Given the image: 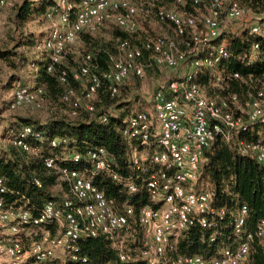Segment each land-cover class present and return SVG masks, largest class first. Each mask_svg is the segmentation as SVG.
<instances>
[{"label": "built area", "instance_id": "2783aa9c", "mask_svg": "<svg viewBox=\"0 0 264 264\" xmlns=\"http://www.w3.org/2000/svg\"><path fill=\"white\" fill-rule=\"evenodd\" d=\"M49 1L52 5L43 18L50 27L37 45L38 50L48 56L47 72L64 59L67 47L74 45L82 33L94 34L108 24L128 33L138 29V8L132 0ZM186 1L174 0L181 9L160 8L156 13L158 21L172 26L180 38L189 34V41H182V47L161 36L143 42L140 47L122 41L117 45V54L110 57V68L100 75L91 74L92 58L87 54L80 69L73 74L76 81L88 78L82 96L70 90L63 98L68 101L69 95L74 96L72 117H77L81 108L91 116L93 101L103 81L108 83L113 97L131 76L143 77L144 51L148 52V65L158 68L177 70L190 61L192 71L157 91L150 109L135 112L124 121L121 134L129 146L132 170L148 172V166L156 167L145 180L150 203L135 214L130 204L115 205L92 183L90 175L94 172H105L112 180L120 181L110 170L103 148L90 149L85 154L92 167L91 173L58 166L53 157L44 158L45 167L54 170L67 184L69 197L60 204L46 202L33 216L23 206H6L2 197L5 189L0 179V264H41L55 259L58 251L74 262L78 259L76 243L81 238H105L115 251L117 261L123 264L139 260L147 264H243L249 258L254 237L264 247V220H261L253 235L247 234L235 248L223 249L217 258L192 256L171 260L168 257L183 231L194 225L202 229L211 227L207 216L215 213L213 192L197 191L196 186L204 154L218 137L235 142L242 155L264 164V145L236 142L234 138L247 124H264V92L258 91L239 114H234L230 104L236 102L235 97L229 103L223 98L207 96L193 80L194 69H211L229 58L223 47L208 50L220 34L222 12L228 21H236L243 18L246 11L236 1L208 0L202 15H190L182 9ZM192 3L197 6L202 1L192 0ZM5 6L6 0H0V10ZM250 33L264 36V17L250 26ZM233 77L238 78V75ZM65 79L63 72L61 81ZM212 86L221 88V78L218 77ZM43 101V87L19 88L12 96L9 109L20 106L40 109ZM30 133V128H24L10 143L23 152L36 153L37 150L25 141ZM55 145L56 142H52V146ZM82 159L77 153L69 157L73 163ZM125 183L130 193L137 192L134 181L126 180ZM35 185L40 186L38 180ZM246 213V207H242L235 220L236 233ZM128 241L137 253L132 254L127 249Z\"/></svg>", "mask_w": 264, "mask_h": 264}, {"label": "trees", "instance_id": "16d2710c", "mask_svg": "<svg viewBox=\"0 0 264 264\" xmlns=\"http://www.w3.org/2000/svg\"><path fill=\"white\" fill-rule=\"evenodd\" d=\"M71 1L79 2V0ZM169 1L173 2L174 7L166 8L163 5L156 7V11L160 8L181 9L174 0ZM201 1L202 4L194 6L192 0H187L182 9L187 14L197 15V10L200 8L205 10L204 5L208 2V0ZM232 1H236L246 11V14L261 16V18L249 23L247 28L234 34L221 30L218 38L211 42L208 50L215 51L216 48L223 47L229 53V58L211 69L204 67L194 69L193 80L202 89L208 90L207 96L213 97L215 92L208 87L220 77L222 89L217 92L219 98L231 103L232 97L241 101L242 96H246L248 102L258 92L257 89L251 88L252 83L264 78V36L250 33V26L259 23L264 17V0ZM132 3H134L133 0ZM51 5L52 2L49 0H22L14 7L13 31H22L28 22L42 17ZM222 17H225L223 12L220 22ZM112 26L115 31L112 32L111 41L98 42L90 33L80 34L77 40L86 46L87 53L92 58L91 74L100 75L110 68V57L117 54V45L120 42L127 41L133 46L140 47L143 42L147 41L137 34V30L128 33L116 25ZM165 38L171 40L168 37ZM34 39V34H25L17 39L16 46L14 45L13 48H0V60L6 61L16 70H24L26 66L36 69L32 74L33 82L36 87L44 89L43 103L61 101L68 105L69 116H71V101L74 96L69 95L68 101H64L63 98L70 90L75 93L81 85L83 87L79 96H82L88 78L84 77L80 81L73 79L74 72L80 69L82 62L76 68L70 67L67 61L71 57L68 56L66 50L64 59L54 65L51 72H47L48 56L46 53H42L38 60H30L25 54L15 52L16 47H31ZM182 41H189L188 33L181 37ZM143 53L144 72L149 73L153 67L158 68L153 65L149 66L146 60L148 52ZM12 58H16V64L10 61ZM183 67L184 71L187 70L186 72L192 71L190 61ZM63 72L66 79L62 82ZM234 74H237L238 78H234ZM178 77H173L169 82ZM135 79L140 78L131 76L119 87V93L113 97L110 96L108 83L103 81L93 101V113L90 116L84 108H81L77 117L71 116L78 118L76 122L64 117L50 118L45 123L26 117L0 120V127L3 128L0 137L3 142L7 143L0 145V179L5 189L2 197L6 206L15 208L23 206L33 216H36L46 202L53 201L60 204L66 197H69L68 186L63 182L61 192L53 193V189L58 185V175L54 170L45 167L44 158L53 157L58 166L91 173L92 167L85 154L87 150L96 148H103L106 151L110 170L120 178V181L112 180L105 172H94L90 175L92 183L104 193L106 199L115 205L130 204L135 214L143 206L149 204L145 180L150 173L155 171L156 167L148 166L147 168V164L144 163L143 166L148 169V172L132 170L128 159L129 146L121 134L125 119L138 112H131V109L133 105L139 103V100L118 102V99L122 93L130 91L131 88L135 90L136 87L131 82ZM230 105L233 111L234 105ZM235 111H233L234 114L239 113ZM27 127L31 129V133L25 141L37 150L33 154L23 152L10 143V140ZM234 138L236 142L245 141L264 145V124L260 122L247 124L245 129L239 131ZM54 141L56 145L53 147L52 142ZM235 144L233 141L226 142L222 137H218L205 152L196 190H205L202 187L204 184L213 192L212 209L215 213L207 216L211 227L202 229L199 225H194L183 231L177 239L174 250L168 252L171 260L192 256H201L204 259L217 258L223 249L235 248L247 234L253 235L259 221L264 220V164L258 163L250 156L242 155ZM74 153L82 156L83 159L79 163L69 160ZM35 180L39 181L40 186L35 185ZM126 180L134 181L137 187L136 193L128 191ZM242 207H246L247 213L239 232L236 233L235 220ZM221 212L223 215L220 214ZM76 246L77 261L73 262L66 258L64 264H123L117 261L110 242L103 237L81 238ZM83 259L86 263H83ZM249 261L251 264H264V247L256 237L251 243ZM41 264H59V262L51 259ZM127 264L147 263L139 260Z\"/></svg>", "mask_w": 264, "mask_h": 264}, {"label": "rangeland", "instance_id": "374dc122", "mask_svg": "<svg viewBox=\"0 0 264 264\" xmlns=\"http://www.w3.org/2000/svg\"><path fill=\"white\" fill-rule=\"evenodd\" d=\"M22 0H6V6L0 10V48H13L17 39L22 37L25 34H34L35 39L31 47H16L15 52L23 53L30 60H38L41 58L42 51L38 50L37 45L41 43L43 38L46 36L50 24L45 21L42 17L35 19L31 22H28L22 31H13V14L14 7L19 4ZM134 4L138 8V13L136 16V21L138 24L137 34L145 39L151 40L157 36L168 37L171 40L176 41L177 44L181 47V38L177 36L172 26L160 24L156 18V7L163 6L166 8L174 7L172 1L169 0H133ZM161 4V5H159ZM204 10L200 8L197 10V15H202ZM261 16L255 17L250 14H246L243 18L236 21H228L225 17L221 18V30L237 33L244 28H247L249 23L255 22L259 20ZM252 19L254 21H252ZM115 31V28L108 24L105 27L98 30L92 36L96 38L98 42H108L111 41L112 32ZM16 46V45H15ZM68 56H70V60L67 61L70 67L76 68L78 64L82 62L84 55L87 53V48L82 44L81 41L76 42L72 46L67 47ZM68 59V58H67ZM14 64H16V58H12L10 60ZM184 67L179 70L169 69V68H154L148 73L144 72V75L140 79L132 80L131 82L135 85V90L131 88L130 91L126 93H122V96L118 99V102L122 101H134L139 100L138 104L133 105L131 112L139 111V110H147L151 107V101L154 94L165 88L169 81L175 76H183L185 74ZM36 69L31 68L29 66L24 67V70H16L13 69L11 65H9L6 61L0 60V120H13L16 117H26V118H34L39 120L41 123H45L50 118L55 117H64L69 121L76 122L78 118H72L69 116V108L68 105L62 103L61 101H57L55 103L44 102L42 104V108L40 109H32L29 106H20L17 109L10 110L9 104L12 99V96L16 90L19 88H35V84L33 82V72ZM138 81V82H137ZM253 86V87H252ZM251 88L257 89L258 91L264 92V78L259 79L252 83ZM82 85L76 90L74 93L76 96L80 97L82 92ZM208 89L214 90L215 94L213 97H219L217 92L222 88H215L210 85ZM134 90V91H133ZM217 90V91H216ZM203 91L207 93L208 90L203 88ZM212 93V92H211ZM139 98V99H138ZM246 96H242V102L236 100L233 104V111L237 110L239 113L241 110L245 108V104L247 103ZM244 100V101H243ZM246 100V101H245ZM142 106V107H141ZM236 112V111H235ZM238 113V114H239ZM3 128L0 127V134ZM6 141L3 142L0 137V145H6ZM58 185L53 189V193L61 192V184L63 181L58 177L57 178ZM205 190L208 187L202 184ZM68 194H66L67 196ZM127 249L135 254L137 251L132 246L130 241L127 242ZM172 251V250H171ZM170 251V252H171ZM56 260H58L59 264L65 263V256L61 253V251L57 252ZM54 259V260H55ZM243 264H251L249 258Z\"/></svg>", "mask_w": 264, "mask_h": 264}]
</instances>
